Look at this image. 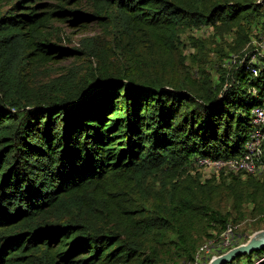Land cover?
<instances>
[{"label":"trees","instance_id":"16d2710c","mask_svg":"<svg viewBox=\"0 0 264 264\" xmlns=\"http://www.w3.org/2000/svg\"><path fill=\"white\" fill-rule=\"evenodd\" d=\"M3 1L0 264H193L203 240L231 224L217 201L223 189L239 216L245 204L264 215V175L206 178L196 166L242 155L254 130L264 62L242 59L264 29L261 3L15 0L4 10ZM82 16L115 28L118 65L92 51L98 64L89 76L71 70L37 84L32 72L43 63L89 55L61 46L53 26ZM204 27L233 35L215 73L170 81L139 66L144 47L167 56L184 45L182 32ZM241 260L264 264V248L226 264Z\"/></svg>","mask_w":264,"mask_h":264},{"label":"rangeland","instance_id":"374dc122","mask_svg":"<svg viewBox=\"0 0 264 264\" xmlns=\"http://www.w3.org/2000/svg\"><path fill=\"white\" fill-rule=\"evenodd\" d=\"M14 1L15 0H4L1 6L6 10L10 7L11 2ZM81 9L82 11L89 12L88 5L85 2L82 4ZM82 15L85 16V14ZM87 21L88 19L82 16L73 18L71 24L69 22H55L53 24V26L58 29L60 36L65 38L63 41L65 45L61 46L90 52L89 55L78 53L76 57L43 63L32 72V77L37 84L41 85L45 82H51L59 77L63 78V75L69 73L71 70L78 74V76L84 74L89 76L92 73V68L94 69L98 64L97 59L91 55L92 51L105 53L106 57H111L110 60L115 62V66L118 65L120 58L116 55L115 51H113L115 48L112 43L113 40L111 39L113 37L112 33H115V28L112 30L111 27H108L104 23ZM81 23L89 24L85 27L77 26ZM126 35L127 34H125V37H127ZM130 36L138 42L137 45H133L136 51L141 50L142 43L135 38L133 32L130 33ZM67 37L71 39L70 42ZM92 37H96V40L89 41ZM192 37L198 40L196 42H198L199 45H195ZM258 38L259 37L253 36V41L246 51L255 48L254 44H257L256 41H258ZM85 39L86 45H83ZM181 39L184 45H181L179 49H175L173 53L167 56L160 52H151L144 47L140 59L138 58L140 60L139 66L147 74H159L170 81H177L187 76L198 78L201 68L207 69L211 74L215 73L224 58L223 54L231 52L232 46L234 45L233 35H226L225 38L215 37L212 27H204L197 30L187 29L182 32ZM92 43L93 45H89ZM100 43H104L105 45H94ZM236 56L239 57L238 54L234 55V57ZM196 166L200 168L203 177L208 178L214 174L212 169L199 167L198 164ZM226 197L227 194L223 189L217 201L223 211H231L232 213L229 222L231 224H228L230 229L228 228L221 234H217L213 237L205 238L196 253L193 264H208L213 256L222 254L234 246L245 243L255 232L264 229V215L252 214V206L245 204L243 209L245 214L244 216H239L232 210L230 201ZM260 225L263 228L259 229ZM243 262L244 260H241L238 264H243Z\"/></svg>","mask_w":264,"mask_h":264},{"label":"built area","instance_id":"2783aa9c","mask_svg":"<svg viewBox=\"0 0 264 264\" xmlns=\"http://www.w3.org/2000/svg\"><path fill=\"white\" fill-rule=\"evenodd\" d=\"M257 2L261 3L264 7V0H257ZM256 42L257 44H254L255 48L247 51L242 60L249 58V61L253 63L264 62V29L260 32L258 41ZM252 72L257 76L259 70L253 66ZM253 91L256 92L255 89ZM251 113L252 124L255 127L246 140V148L242 155L229 159L199 158L196 164L199 167L212 169L214 174L225 170L226 172L235 174L264 175V161L261 159L264 151V101L261 105L255 106ZM228 228L229 226L226 229Z\"/></svg>","mask_w":264,"mask_h":264},{"label":"water","instance_id":"95a60500","mask_svg":"<svg viewBox=\"0 0 264 264\" xmlns=\"http://www.w3.org/2000/svg\"><path fill=\"white\" fill-rule=\"evenodd\" d=\"M264 248V229L254 233L245 243L234 246L228 251L214 256L208 264H226L233 261L236 257L250 254L255 250Z\"/></svg>","mask_w":264,"mask_h":264}]
</instances>
